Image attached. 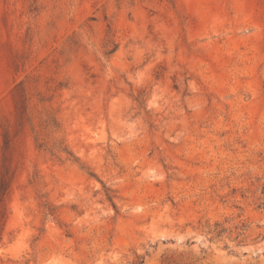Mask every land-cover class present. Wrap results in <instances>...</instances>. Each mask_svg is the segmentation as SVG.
Segmentation results:
<instances>
[{"label":"rangeland","instance_id":"374dc122","mask_svg":"<svg viewBox=\"0 0 264 264\" xmlns=\"http://www.w3.org/2000/svg\"><path fill=\"white\" fill-rule=\"evenodd\" d=\"M4 167L0 264H264V0H0Z\"/></svg>","mask_w":264,"mask_h":264},{"label":"trees","instance_id":"16d2710c","mask_svg":"<svg viewBox=\"0 0 264 264\" xmlns=\"http://www.w3.org/2000/svg\"><path fill=\"white\" fill-rule=\"evenodd\" d=\"M21 90V99H20V103L18 106V110H19V122L20 125H23L26 122H29V117L27 114V106H26V95L24 92V88H20ZM8 138H7V134L5 133L3 135V143H4V147L6 148L8 146ZM64 153H67L65 149L62 150ZM68 154V153H67ZM5 160V159H4ZM9 170L8 168L4 167V171H3V179L0 181V217L3 214V202L4 199L6 198L7 194H8V190H9V184L7 181V176H8ZM108 199H110L109 194H107ZM261 206V205H260Z\"/></svg>","mask_w":264,"mask_h":264}]
</instances>
